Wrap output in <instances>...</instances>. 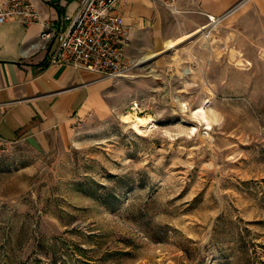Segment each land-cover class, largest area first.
Wrapping results in <instances>:
<instances>
[{"label":"rangeland","instance_id":"374dc122","mask_svg":"<svg viewBox=\"0 0 264 264\" xmlns=\"http://www.w3.org/2000/svg\"><path fill=\"white\" fill-rule=\"evenodd\" d=\"M248 2L215 23L160 8L68 140L6 147L0 264H264V16Z\"/></svg>","mask_w":264,"mask_h":264},{"label":"crops","instance_id":"0c3cea01","mask_svg":"<svg viewBox=\"0 0 264 264\" xmlns=\"http://www.w3.org/2000/svg\"><path fill=\"white\" fill-rule=\"evenodd\" d=\"M29 1L40 15L38 22L0 24V138L9 144L27 142L40 147L53 138H70L76 121L97 103L107 79L92 71L48 62L56 41L41 38L42 24H66L65 16H73L79 0ZM240 1L187 0L210 15L221 14ZM248 3L264 16V0ZM119 10L129 27L130 43L139 30L158 23L160 7L148 0L121 1ZM129 48L130 44L127 52Z\"/></svg>","mask_w":264,"mask_h":264},{"label":"built area","instance_id":"2783aa9c","mask_svg":"<svg viewBox=\"0 0 264 264\" xmlns=\"http://www.w3.org/2000/svg\"><path fill=\"white\" fill-rule=\"evenodd\" d=\"M121 1L124 0H79L73 16H65L68 20L66 24H42L41 38L56 41L49 64L71 65L95 72L103 78L125 76L133 63L127 55L130 35L129 27L120 14ZM148 1L176 12L179 0ZM10 20L26 25L38 22L40 15L29 0L0 1V24ZM8 145V142L0 138V154Z\"/></svg>","mask_w":264,"mask_h":264},{"label":"bare ground","instance_id":"6f19581e","mask_svg":"<svg viewBox=\"0 0 264 264\" xmlns=\"http://www.w3.org/2000/svg\"><path fill=\"white\" fill-rule=\"evenodd\" d=\"M209 18L211 20V23H215L217 21V18L213 15H209ZM208 18V19H209ZM206 25L204 26H200L198 27L195 31L186 34L184 37L186 38H190L193 35L199 33L200 31H202L203 28H205ZM181 38H178L176 40H168L166 42L167 44V48H174L176 46V44H178L180 42ZM150 56H146L144 58L141 59V61H145L149 58ZM195 114L200 115L202 118H204V110L202 107H199L195 112ZM123 119L124 122H128L131 123L132 126L137 130V131H141L142 129L151 127L154 125V120L152 117H145V116H141L138 115L136 113H129V114H124L123 115Z\"/></svg>","mask_w":264,"mask_h":264}]
</instances>
